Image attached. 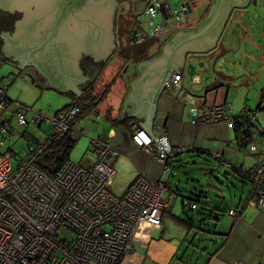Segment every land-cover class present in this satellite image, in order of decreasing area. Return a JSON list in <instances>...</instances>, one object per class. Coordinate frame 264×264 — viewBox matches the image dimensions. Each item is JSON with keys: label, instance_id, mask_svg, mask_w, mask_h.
<instances>
[{"label": "built area", "instance_id": "obj_1", "mask_svg": "<svg viewBox=\"0 0 264 264\" xmlns=\"http://www.w3.org/2000/svg\"><path fill=\"white\" fill-rule=\"evenodd\" d=\"M181 6L175 7L170 0H149L146 35L159 40L170 35L174 27L187 28L195 9L189 1ZM188 14H192L189 19ZM144 40L145 35L136 33L130 43ZM182 75L175 73L165 91L180 87ZM9 86L0 80V264H137L135 255L147 248L154 231L162 225L164 211L177 197L176 193L167 194V180H151L141 173L121 196L116 195L110 184L119 152L113 147V134L102 131L87 136L92 149L88 165L74 161L70 155L54 173L46 171L37 163L39 155L67 133L76 143L81 139L76 120L80 105L72 99L67 107L47 116L42 110L11 99ZM261 109L264 96L254 111L244 108L236 113L231 103L207 104L191 108L190 121L200 125L227 120L233 126L242 115L258 119L256 111ZM6 111H11V116ZM13 117L20 126L49 125V129L28 139L25 152L15 157L16 162L5 148ZM164 122L155 119L156 140L137 122L131 125V136L162 164L164 172H169L168 160L185 147L168 146ZM189 148L195 150L194 146ZM248 152L259 156V162L244 174L252 183L248 202L264 208V135L249 143ZM212 155L222 158L220 152ZM183 201L192 209L197 207L194 201ZM228 213L235 219L240 216L236 209Z\"/></svg>", "mask_w": 264, "mask_h": 264}, {"label": "rangeland", "instance_id": "obj_2", "mask_svg": "<svg viewBox=\"0 0 264 264\" xmlns=\"http://www.w3.org/2000/svg\"><path fill=\"white\" fill-rule=\"evenodd\" d=\"M170 1L175 7L178 6L182 9L181 4L189 0ZM196 1L199 5L198 8L201 7L203 2L201 0ZM148 2L149 0H123L119 7L117 17L119 51L122 50L121 47H126V49L123 50L121 54H116L109 59L98 77L99 81L96 83L98 91H102L107 84H111L114 78H116L115 87L110 99L114 105L116 104V106L118 103H116L115 100H121L122 95L120 92L127 87L126 84L128 85V79L131 78L134 73L135 66L133 58H136L139 52L153 55L157 51L160 44L157 38L148 37L146 35L148 28V16L145 11ZM197 12L198 10L195 13L197 14ZM233 13V17L231 16L230 21L221 37L224 47L229 50L216 64L217 69L223 70L232 77L229 79H221L223 84L216 88V90L220 89L219 96L223 95V93L227 96L228 92L227 100L230 102L223 99L226 101L216 103H232L234 112L237 113L245 107L256 110L262 100L261 89L263 88L262 81L264 78V71L262 75L259 72L261 45L257 44H264V35L261 34V32L264 33V0H256V3L251 2L248 7L235 10ZM191 16L192 14H188V19L191 18ZM158 20H160V17H158ZM181 25L183 24L181 23L179 27ZM177 30H179V28L174 27L170 35H166L160 40L164 41L168 39ZM245 31H247V33ZM131 33L145 35V40L143 42L131 44L130 40L133 35H131ZM217 51L219 50L217 49L216 53ZM120 56H128L129 59L128 66L124 69V60L121 59ZM199 59L203 60V57H199ZM31 70L33 74H35L34 70L30 69V71ZM202 72V74L191 77L188 73H186V71H183L184 90L186 89L196 96H207L210 91H207V87L205 86L208 85L211 80L216 77V75L211 68H203ZM36 76L39 78L41 77L40 75ZM196 76L199 78L196 79ZM30 77L31 76H25L23 78L32 82ZM13 85V88L16 87V85L20 87L22 83L19 81L17 84L13 83ZM177 89L178 88L174 89V86H172L169 90L172 93L177 92V94H180V90ZM28 96H32L33 99L36 98L32 103L28 104L32 105L37 110H42V112L47 116L54 115L57 109L63 107L71 100V96L68 93L39 86H36L35 94L33 92H28ZM103 106L106 108L105 112H109L110 110V113H112L110 109L111 106L109 107V105L107 106L105 103H102L100 107ZM256 112L258 113V122L264 125V109L257 110ZM5 114L7 116H11V111H6ZM12 122V134L7 135L5 148L14 149L19 155L25 152L27 147V140L21 135L25 129L34 135L49 129V125L46 122H43L41 126L34 124L20 126L16 122L15 117H13ZM107 125L109 127V123L105 121L103 116L86 115L82 118L79 131L82 132L83 135L73 148L71 158L74 161L81 162L83 165H88L91 160L87 161V156L90 158L92 157V149H89L87 136H96L100 132L99 129L103 130ZM108 127L105 129H108ZM229 129L230 140H233V129L230 126ZM204 142L205 147H209L210 153L220 151V146L223 143V141L221 142L217 139L209 138H205ZM86 153L88 154L86 155ZM194 153L195 152L191 151L183 153L182 159L185 162L189 161V163H184L183 165L181 164L182 167L178 166L177 162H175L176 160L173 162L171 161V170L169 172H164L165 177L163 180L169 179L172 188H180L184 194L189 195L188 193H191L193 198L199 200L198 209H190V206L187 205L186 210H188V213L193 220H198V218L203 215L201 220L203 221L202 223L204 224V229L214 230L215 223L209 217L211 216V212L216 211V208H219L220 210H227L231 206L236 208L238 203L244 204L250 195L249 192L252 188V183L245 180L233 169L220 164L215 156L209 155L208 153L207 154L209 156L206 153L203 155H197ZM13 161L16 162L15 157ZM212 169H214V171ZM217 178H220L222 182H224V186L221 187L223 191L221 192H219L214 186L215 184L219 185ZM196 179H198L199 182L196 181ZM208 183L213 185L208 186ZM125 187L126 181L121 176H114L110 184V189L116 195L121 196ZM182 200V195L174 200H171V206H173L172 209L174 212H178L180 210L183 212L181 209ZM207 204L211 205V207ZM181 211L179 213H181ZM165 219L166 230L163 237L159 240L152 239L153 241L151 240L152 242L149 247L148 259L153 261L155 260L156 262L165 259L167 255L169 256V254L173 253L176 245L178 244L177 238L173 237L172 239L167 240V238H171L169 236L172 233L176 234L178 230H174V223L168 216H166ZM170 228L174 231L171 232ZM196 233V229H193L192 234L188 239L189 242H192V240H195L194 244L202 242V248H204L207 244L211 245V241H207V239L202 240L198 237L195 238ZM211 249H213V245H211ZM201 252L202 249L193 253V247L191 246L188 249V253L182 255L187 258L192 254L193 263H195ZM171 262V264H175L176 259L174 258Z\"/></svg>", "mask_w": 264, "mask_h": 264}, {"label": "water", "instance_id": "obj_3", "mask_svg": "<svg viewBox=\"0 0 264 264\" xmlns=\"http://www.w3.org/2000/svg\"><path fill=\"white\" fill-rule=\"evenodd\" d=\"M251 2L256 0H212L196 27L175 31L156 55L138 62L120 119L133 115L156 140L157 104L175 73L193 77L211 68L216 77L206 86L232 78L216 68L229 50L221 37L233 12ZM117 7V0H0V56L22 70L34 68L47 86L79 97L118 51ZM2 14L17 15L14 24L2 26ZM85 58L100 64L92 76Z\"/></svg>", "mask_w": 264, "mask_h": 264}, {"label": "crops", "instance_id": "obj_4", "mask_svg": "<svg viewBox=\"0 0 264 264\" xmlns=\"http://www.w3.org/2000/svg\"><path fill=\"white\" fill-rule=\"evenodd\" d=\"M245 32L247 33V31ZM261 34L264 35L263 32H261ZM257 45H261L259 72L262 75L264 71V44L258 43ZM161 46L159 44L157 50ZM30 69H33L34 73L36 75H39L32 67H28L22 70L0 56V80H5L9 83V97L14 100H20L27 105H30L28 103H32L34 99H36H33V95L30 97L28 96V92H33L35 94L36 86L54 89L46 85V79L43 76L40 75L41 77L39 78L38 76L33 74L32 70L30 71ZM25 76H31L30 79L32 80V82L27 80L26 78H23ZM134 77L132 75V77L129 78L130 81ZM198 78L199 77L196 76V79ZM19 81L22 83V85H20V87L16 85V87L13 88V83L17 84V82ZM130 81L129 83L127 82L129 84V88ZM220 83L223 84L222 82ZM262 85L263 88L261 89V91L263 93L264 78L262 81ZM184 87L185 86L182 75V78L180 80V87L174 86V89L178 88L177 90H180V94H177V92L172 93L170 90L165 91L161 94L156 109V117L162 118L165 121L164 125L168 146L171 149L185 147L186 150L185 152H180L176 156L171 158L170 162L176 160L175 162H177L178 166L182 167L180 159H182L183 153H186L187 151L195 152L194 154L197 155H203L204 153L209 154L210 150L209 147H205L204 139H217L221 142L223 141L222 145L220 146L221 150L216 151L220 152L222 155L221 160L217 159L219 163L229 167L230 169H233L245 180H247L244 174L248 171V169L259 162V156L251 155L248 152V145L240 146L238 140L236 139L234 129L230 125V123L227 120H222L211 124L195 125L190 121L191 108L202 107L207 104H215L216 102L226 101L228 99V92L227 96L225 95V93L219 96L220 89L216 90L207 88V91H210V93L208 92L207 96L200 97L194 95L193 93H190L186 89L184 90ZM128 91L129 89L127 90V87H125L124 90L120 92L122 98L120 101L117 99L115 100L116 103H118L117 106L116 104L114 105L110 100L113 91L103 102L105 103V105H109V107L111 106V116L108 115V112H105L106 108L104 106L101 107V109L99 108V112L86 114L87 116H103L105 121L109 123V127L107 125L103 130H99L104 133L110 132L113 134V147L119 152V154L114 158V168L116 172L115 176H121L126 181L124 192L131 186L136 177L141 173L151 180H163V178L165 177L162 164L157 162L148 151L139 146L132 139L130 127L133 122L138 123V118L134 117L133 115H128L120 119L124 104L123 102ZM63 93H68L71 96L70 99L72 100V92ZM63 107L57 109L55 114ZM10 108L13 109V105H10ZM85 116L80 117V119L78 120L79 126L82 122V118H84ZM113 119L118 120L115 121ZM125 119L133 120L131 123L122 122ZM1 121L2 112H0V123ZM229 126L233 129V140H230ZM106 127H108V129H105ZM190 146H194L195 150L190 149ZM22 154L18 155V157H20ZM217 180L219 182V185L215 184L214 186L219 192H221L223 191L221 187L224 186V182H222L220 178H217ZM167 182L169 185L167 194L177 192L181 195V192H179L178 189H174L171 187L169 179L167 180ZM180 195H178L177 197H179ZM249 198L250 195L248 197V200ZM248 200L244 204L238 203L236 208L234 206L229 207L227 210H225V212L217 209L215 212H219L218 218L209 216L215 223L214 230L204 229V224L201 220L203 215H201L198 220H193L189 213L186 214L183 209V201H181V209L183 210V212L180 210L181 213H179L180 211L174 212V210L172 209L173 206H171L172 202H170L169 206L163 213L162 225L159 229H156L154 231V236L152 239L159 240L163 237V234L166 230L165 217L168 216L174 223V230H178L176 234H169V237L171 238H167V240H170L173 237L178 239V244L175 247V251L171 253L172 255L169 254V256H166L167 258L165 257V259L158 262H156L155 260H150L148 259L149 247L150 243L153 241L152 240L142 253L135 255L134 260L137 261V264H171V260H173L174 258L176 259L175 264H264V208L253 206L249 204ZM230 209H236L237 211H239L240 216L235 219L228 213ZM188 219H190V221H188ZM193 229H196L197 231L195 238L198 237L202 240L207 239V241H211L213 249H211V245L209 244L205 245V247L202 248V242L196 244H194L195 240L189 242L188 239L192 234ZM174 230L170 228L171 232H173ZM191 246L193 247V253H196L202 249V252L195 263H193L192 254L187 258L182 255L185 253L187 254L188 249Z\"/></svg>", "mask_w": 264, "mask_h": 264}, {"label": "trees", "instance_id": "obj_5", "mask_svg": "<svg viewBox=\"0 0 264 264\" xmlns=\"http://www.w3.org/2000/svg\"><path fill=\"white\" fill-rule=\"evenodd\" d=\"M200 23L199 18H197V14L195 13V17H193L185 26L186 27H196L198 24ZM134 33V32H133ZM131 33V35L133 34ZM134 35V34H133ZM132 35V36H133ZM167 40V39H166ZM166 40H162L160 41V46L161 44H163ZM122 50H118L117 53H115L113 56H115L116 54H121L123 50L126 49V47H121ZM160 51V48L152 55V54H148V53H142L139 52L136 58H133L134 61V66H135V70L133 73V77L137 75V71H136V64L140 61L149 59L151 57H153L154 55H156L158 52ZM112 56V57H113ZM121 59L124 60L123 63V69L128 66V56L126 57H121ZM115 79L113 80V82L111 84H107L104 89L102 91H98L97 89V81H99V79H97L94 83L90 84L86 89H84L83 93L79 96L76 97L75 94H72V99H75L76 102L80 105V112L78 113L76 120L78 121L80 119V117L85 116L88 113H92V112H99V108L101 109V104L109 97V94L113 91L114 89V85H115ZM130 79L128 80L129 83ZM220 85L217 84H211L210 86H207V88L209 89H216L218 88ZM129 89V84L127 85V90ZM264 96V92L262 93V98ZM71 103V101L69 102ZM69 104L65 105L63 108L67 107ZM62 108V109H63ZM246 108V107H245ZM251 111H254L251 108H248ZM108 115L111 116L110 114V110L108 112ZM115 121H117L118 119H113ZM133 119H125L122 122H127V123H131ZM259 118L254 120L251 115H242L239 118H237L234 123H233V129L235 132V136L236 139L238 140L240 146H246L249 145V143L255 139H257L260 136L264 135V126L263 124H260L258 122ZM131 129V127H130ZM11 132V131H10ZM22 136H24L26 138V140L28 141V139H30V137H33V134L28 132L27 129H25L22 132ZM75 139L72 138V136L70 135V133H67L64 137L60 138L59 140L55 141L49 148H47L41 155H39V157L37 158V163L46 171L50 172V173H54L59 166L62 165V163L71 155V152L73 150V148L75 147ZM9 152H11V154L14 157H18V153L16 152V150L12 149V148H8L7 149ZM186 150H180L178 153H182L185 152ZM1 147H0V154H1ZM210 155H212V153L209 152ZM173 158V157H171ZM170 158V159H171ZM170 159L168 160V162L171 164ZM181 164L183 165L184 163H189V161L185 162L183 159H180ZM181 165V166H182ZM214 171V169H212ZM219 179V178H218ZM196 181L199 182L198 179H196ZM208 186L211 185V183L207 184ZM178 191L181 192L182 195V199L183 198H187L191 201L196 202L197 207L198 208V201L195 198H193L191 196V193L184 194L180 188H178ZM251 192V190H250ZM177 196L180 195L179 193H177ZM183 201V200H182ZM183 209L184 212L186 214H188V210H186V207L188 204H186L183 201ZM209 207H211V205L207 204ZM190 209H192L190 207ZM220 210L219 208H216L215 210ZM222 212H225V210H220ZM219 212H215L212 211L211 216L213 218H218ZM210 216V217H211ZM163 221V219H162ZM188 221H190V219H188Z\"/></svg>", "mask_w": 264, "mask_h": 264}, {"label": "flooded vegetation", "instance_id": "obj_6", "mask_svg": "<svg viewBox=\"0 0 264 264\" xmlns=\"http://www.w3.org/2000/svg\"><path fill=\"white\" fill-rule=\"evenodd\" d=\"M117 1H118V7H117L116 24H117V17H118V13H119L118 12L119 11V7H120V5H121L123 0H117ZM201 1L203 3H202V6L199 7V8H198L199 5H198L196 0L189 1L191 6L194 7L195 12L198 10L197 18H199L201 15L204 14L205 10L210 6V4L212 2V0H201ZM16 16L17 15H7V14L3 15L2 14V26H4V27L5 26H9L10 27L12 24H14V20L16 19ZM116 39L118 41V31H116ZM218 52H220V50L217 51V53ZM204 58H207V57H204ZM83 64H84V68H85L86 73L90 74L91 76L96 73V71H97V69L99 68V65H100L99 62L95 61L93 58H85L84 61H83ZM103 68H102V70H103ZM102 70H101V72H102ZM101 72H100V74H101ZM100 74L98 75V77L100 76ZM98 77H97V79H98Z\"/></svg>", "mask_w": 264, "mask_h": 264}, {"label": "clouds", "instance_id": "obj_7", "mask_svg": "<svg viewBox=\"0 0 264 264\" xmlns=\"http://www.w3.org/2000/svg\"><path fill=\"white\" fill-rule=\"evenodd\" d=\"M218 159V158H217Z\"/></svg>", "mask_w": 264, "mask_h": 264}]
</instances>
